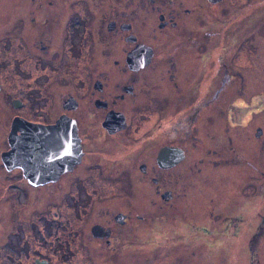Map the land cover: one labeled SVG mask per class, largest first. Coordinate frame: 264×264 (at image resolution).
Returning <instances> with one entry per match:
<instances>
[{"label":"flooded vegetation","instance_id":"obj_1","mask_svg":"<svg viewBox=\"0 0 264 264\" xmlns=\"http://www.w3.org/2000/svg\"><path fill=\"white\" fill-rule=\"evenodd\" d=\"M1 7L13 75L18 67L32 76L37 66L46 82L36 92L3 88L11 110L0 157L18 152L8 167L1 162L0 198L14 227L34 229L20 235H104L98 240L114 253L146 231L134 255L173 243L182 249L175 264H187L200 236L232 235L239 222L250 235L252 218L262 238L264 141L252 160L236 148L264 139L262 96L245 97L264 94V0H0ZM45 190L71 199L33 204ZM59 250L29 246L20 261L50 264ZM168 261L155 253L151 264Z\"/></svg>","mask_w":264,"mask_h":264},{"label":"rangeland","instance_id":"obj_2","mask_svg":"<svg viewBox=\"0 0 264 264\" xmlns=\"http://www.w3.org/2000/svg\"><path fill=\"white\" fill-rule=\"evenodd\" d=\"M224 6L226 8H230L228 3H225ZM2 8L3 7H1L0 13L2 12ZM1 17L2 14H0V37L2 39L0 40V85L2 89V92L0 94V154L4 150V133L7 130V121L9 119L8 113L5 111L11 110L8 105H5V102L6 100L8 101V99L6 98V95L4 97L3 88H6L12 84L19 87L33 86L32 90H35L36 92L37 87H41L42 84L46 86L45 80L42 81L41 78L37 77L40 73L37 66H35V70L32 76H23V74L18 70V67H16L14 70L16 74L13 75V64L6 62L10 53L6 52V48H4L5 39L3 37L5 35L4 29L2 27L3 19ZM28 63L29 62L24 63L23 67L28 65ZM30 66L33 67V64H30ZM63 92L64 90H58L57 94L59 95ZM36 95L38 94H35V96ZM259 96L262 97L258 98ZM245 97L250 98L251 100L258 98L257 101H262L264 105V94L259 95L258 93L256 94L252 92L246 95ZM262 116L264 117V113L262 114ZM258 125H260L258 121L253 122L251 128L253 129L254 133H256ZM262 125L264 126V124ZM262 141H264V139L256 141L253 138L250 141V144L247 142L244 145L238 146L239 149L236 148V150L241 154L240 158H245L246 156H248V153L251 154V160L254 159L255 156L259 157L258 149L259 146L262 144ZM251 148L252 152H249L251 151ZM237 166L242 167V164L237 162ZM1 167L2 165L0 161V183H4L3 171ZM254 175L255 172H253V176ZM209 181L205 182V187L209 185ZM230 182H232V179L229 181V183ZM237 183L240 184V182ZM227 184L228 182L225 181L224 185ZM59 195L60 193L51 194L50 192H47V190L39 192V196L37 199H35L33 204L43 206L42 200L47 203L49 201H52L53 199H58ZM239 195L240 194L237 193V196ZM80 197L84 199V193H80ZM62 198H65L66 200L71 199L68 192L61 193L59 199L61 200ZM22 202L23 200L21 201V203ZM259 208V203L253 205L252 212L258 210ZM0 211V264H21V250H27L29 246H31L35 252L43 254L46 251L48 252V254H50L49 251L52 249V247L56 248L57 250L61 248V251H54L53 257L49 258L51 260L50 264H135V262L136 264H151L153 261H155V253H160V255H163L164 257L168 258V264H175L177 263L180 255L182 254V249L176 248L175 244L163 243L161 245H158L150 253V256L148 250L140 251L138 258L137 255H134L133 250H136L137 252L139 249V243H144L148 241V233L146 231L143 233V235H139V241L135 242L134 246L130 243L126 247L118 248V250L114 253L111 251V249L107 247L104 241H99L98 238H95L93 235H90L91 237H87V235H20V232L24 230H31L32 232H34V229L30 226V223L27 222L24 229L22 227H14L12 225V220L10 217L13 210L9 209V207L7 210L5 207L3 209L2 197L0 198ZM260 212L262 215H264V210ZM240 213L241 209L237 208L236 214ZM249 215L250 211L245 214V216ZM259 223L260 220L258 221V223H255L252 218V222L250 224L252 228V233L250 235H242V233L244 232V225L246 223L239 222L238 226L231 231L232 235H204L202 237L200 236L201 245L199 250H195L196 245L193 244V251L195 252L192 251V253L190 252V250L186 252L188 257H191L186 263L203 264L199 261L198 258H193L192 255L195 253L197 254H194L195 257L203 256L204 262H207L204 264H264V235H261L262 238L260 240L256 239L257 234L260 232V226H258ZM205 224L210 229L212 227H215L214 224L210 222H205ZM224 230H228V228H224L223 231ZM161 237L164 238L163 235H160V238ZM40 239H42L43 241L40 242ZM10 242L13 245H9ZM58 245H60L59 248ZM117 245L118 244H116V247ZM7 246H11L13 250L16 251V253H11L7 251ZM151 248H153V246ZM27 263H31V261L28 260ZM164 263H167V261H165Z\"/></svg>","mask_w":264,"mask_h":264},{"label":"water","instance_id":"obj_3","mask_svg":"<svg viewBox=\"0 0 264 264\" xmlns=\"http://www.w3.org/2000/svg\"><path fill=\"white\" fill-rule=\"evenodd\" d=\"M17 152H18V149L14 150V151L13 150L10 151L9 152L10 154L9 153L2 154L1 160L5 164L6 167H8V165H7L8 159L12 158L15 154L17 155ZM94 236L97 237V238H103L104 237V235H94Z\"/></svg>","mask_w":264,"mask_h":264}]
</instances>
